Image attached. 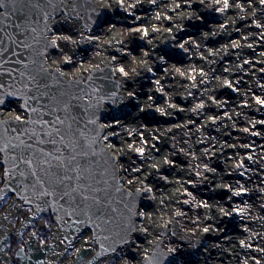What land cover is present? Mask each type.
<instances>
[{"label":"snow or ice","instance_id":"6c2138e0","mask_svg":"<svg viewBox=\"0 0 264 264\" xmlns=\"http://www.w3.org/2000/svg\"><path fill=\"white\" fill-rule=\"evenodd\" d=\"M113 14L127 40L85 69L79 50L105 42ZM177 76L198 119L174 124L191 135L167 147L177 132L152 125L187 111L167 86ZM261 141L264 0H0V264H264ZM178 156L188 167L172 178ZM237 218L236 238L205 246Z\"/></svg>","mask_w":264,"mask_h":264},{"label":"bare ground","instance_id":"6f19581e","mask_svg":"<svg viewBox=\"0 0 264 264\" xmlns=\"http://www.w3.org/2000/svg\"><path fill=\"white\" fill-rule=\"evenodd\" d=\"M113 19H114V22L117 24V25H120V21H121V17L120 16H117V15H114L113 14ZM225 22H228V21H225ZM119 23V24H118ZM213 24H215V21H213ZM113 33L105 40L106 41V44L104 45V46H101V44L98 46V49L103 53V54H101L100 53V55L99 56H94V57H89V59L88 60H86V61H84V68L85 69H92L93 68V66H94V64H99L100 65V67H104L105 65H108V64H110L111 63V55L113 54V53H115L116 52V49L117 48H119L120 47V45L119 44H117L116 43V41L117 40H127V39H123V37H120V35L119 34H117L116 32H114V31H112ZM101 37H103V35L101 34ZM217 38V37H216ZM104 39V38H103ZM135 43H137V44H140V43H142L141 41H136ZM207 43V42H206ZM109 45H111L110 47H109ZM215 47H217V45H214ZM94 48V46H92V45H84L83 46V48L82 49H80L79 51H80V53L81 52H83V51H88V50H90L91 48ZM220 46H218L217 48H219ZM221 47H222V43H221ZM117 54V56L118 57H122V53H116ZM196 57H193L192 58V61H196ZM228 59H229V57H228ZM228 59H222V60H224V61H227ZM234 59H236V58H234ZM89 61V62H88ZM85 62H88V63H85ZM190 63V61L189 60H184V62H183V64L182 65H177L178 67H181V69L183 70L184 69V67H186L188 64ZM220 63V60H219V62L216 64V65H214V66H217L218 64ZM224 66V65H223ZM221 67V64H219L218 65V67H216V68H220ZM85 74H87V73H85ZM177 80L179 81V83H177V82H175V81H171V82H169L168 83V88L169 89H171V88H175L176 89V91H177V95H175L174 97H173V102L174 103H177L178 104V102L181 104H178L179 106H178V108H180V107H182V108H186L187 109V111H185V112H179V111H174L173 112V114L175 115V116H177L178 114L180 115L179 116V120H175V121H173V122H170L169 120H168V118H161V120L162 121H167V122H163V123H161V125H163V126H161L163 129H168V128H173V125L174 124H186L187 123V121H188V117L189 116H191L192 117V119H198V117L196 116V114L195 113H192L191 111H190V109L194 106V104L197 102V101H195V100H192L191 98H189V100L188 101H186L185 100V96H186V91H185V88L184 87H182L181 85L182 84H184L185 83V80H184V78H181V77H179V76H177ZM145 83V82H144ZM187 83L188 84H190L191 83V81H187ZM147 86L148 85H146L145 84V89L147 88ZM212 86V85H211ZM214 86H215V84H214ZM224 90V89H223ZM222 89H219V88H217L216 89V92H217V94L219 93V92H221V91H223ZM194 93H196V92H194ZM197 94V93H196ZM178 101V102H177ZM182 102H184V103H182ZM235 104V103H234ZM178 117V116H177ZM170 118V117H169ZM200 123H204V121H203V119H201L200 120ZM198 125H189V127H191V128H193V130L195 129V127H197ZM173 130L174 131H176L177 132V136H176V138H175V141H171L168 145L171 147V143H174V142H176V141H179L181 138H183V139H188V137L191 135V133H186V131H184V132H182L179 128H173ZM236 135H242V134H240V133H236ZM246 139V138H245ZM221 142H223L222 141V139H221ZM181 145H179V144H177V147H180ZM197 146V145H196ZM183 147H185V145H183ZM229 152H231L232 150H228ZM241 151H243V150H241ZM180 157H182V160L184 161V162H186V164H180V167H177L175 170H174V174L171 176L172 178H179L180 177V175H181V168H184V169H186L187 167H188V161H189V158H187V157H184V156H180ZM197 161H192V163H196ZM219 162H221L222 163V165H220V163H218L217 161H215L214 162V165L213 166H216V165H219L220 166V168L222 169V170H224V169H226L227 167H228V164L225 162V160H224V157L223 156H221L220 157V161ZM182 165V166H181ZM234 178V177H233ZM251 187V186H250ZM168 190L169 191H172V192H174L175 191V188H173V187H171V186H168ZM204 190H206V194L204 195V194H202V192L204 191ZM216 193H218V195H221V193L218 191V192H216ZM201 196L202 197H204V198H207V196H209V190L205 187V186H201ZM186 210L187 211H189V214L191 215V209H187L186 208ZM220 228L222 229H226V225L225 224H222L221 226H220ZM238 232H239V229H238V231H237V233H234V235H231V237H233V238H236L237 236H238ZM213 233H211V236L210 237H213V235H212ZM218 235H219V233H217ZM217 234H215L214 235V237H216L217 236ZM209 237V238H210ZM223 239H226V238H223ZM206 242L204 241V244H205ZM227 243H228V241H227ZM226 243V244H227ZM205 246H208V247H211L212 246V244H205ZM201 253L203 254V255H205L204 253H203V249H201ZM212 255H213V257H215L216 256V249L215 248H212ZM225 259H227V258H225ZM224 259V264H234V262L233 261H230L229 259H227V261L228 262H226V260ZM212 260V259H211ZM214 261H215V259H213ZM226 262V263H225ZM59 263V261L58 260H55V258H54V264H58ZM65 264H71V262H69L68 260H66L65 261Z\"/></svg>","mask_w":264,"mask_h":264},{"label":"rangeland","instance_id":"374dc122","mask_svg":"<svg viewBox=\"0 0 264 264\" xmlns=\"http://www.w3.org/2000/svg\"><path fill=\"white\" fill-rule=\"evenodd\" d=\"M147 7V6H146ZM141 15H143V16H145L146 18L148 17V16H153L154 15V12H151V13H144V12H141L140 13ZM115 15V14H114ZM121 23H120V25H118V27L117 28H115L113 31L114 32H116L117 34H119L120 35V37H123V39H127V35H126V33H125V30H124V24L126 23L125 21H123L122 19H121V21H120ZM119 24V23H118ZM113 33V32H112ZM239 34L238 33H235V32H233V33H231L230 35H227V34H221V35H218L217 36V38L215 37L214 39H211L209 42H207V43H210L211 45H217V47L218 46H220L221 47V43H222V46L225 44V43H227L230 39H235L237 36H238ZM104 37H102V40H104L103 39ZM106 44V41L103 43V44H101V46H104ZM137 44V43H136ZM98 46L99 45H97V46H94V48L92 47L90 50H88V51H83V52H81L80 53V56L79 57H77V59L79 60L81 57H83L84 58V61H86V60H88L89 59V57H94V56H96V52L97 51H99L101 54H103L99 49H98ZM135 45H129V49H131L132 47H134ZM136 54H139V49L137 48V53ZM235 56H232V57H229V59H228V57H224L223 59H228L227 61H224V60H220V63L219 64H221V65H224L223 67H231V64H230V61H234L235 59ZM89 62V61H88ZM88 62H85V63H88ZM171 63H175V61H173V62H171ZM171 63H170V65L169 66H171ZM218 64V65H219ZM177 65H182V64H177ZM218 65L217 66H213V67H218ZM145 84L146 85H148V82L147 81H145ZM214 84H215V81L213 82V84H212V86L211 85H209V88H213L214 87ZM202 88H203V85H201L200 86V88L199 89H193L192 91L193 92H196L197 94H198V92L200 91V90H202ZM223 90V89H222ZM219 95H220V99H227L228 101H229V104L230 105H234V103H236V102H238L239 101V99H240V97H238V96H236L235 94H231L229 91H227V90H223V91H221V92H219L218 93ZM178 102V101H177ZM198 102V101H197ZM182 103H184V102H182ZM178 104H180L179 102H178ZM181 105V104H180ZM179 106V105H178ZM228 111L229 112H231L232 111V108L231 107H229V109H228ZM178 116V117H177ZM177 116H175L174 114H173V116L172 117H167L168 118V120L170 121V122H173V121H175V120H179V114L177 115ZM229 123H231V122H229ZM153 127H161V126H163V125H161V124H159V125H156V124H154V125H152ZM162 128V127H161ZM186 133H188L187 131H186ZM213 135H217L216 133H213ZM236 135V132H234L233 133V137ZM222 139V141L223 140H226V139H228V137L227 136H224V137H222L221 138ZM167 147H170L169 145H167ZM188 147V145H185V148H187ZM197 147H198V145H197ZM174 159H176L177 161H178V164L180 165V164H186V162H184L183 160H182V157H180V156H178V157H174ZM220 161V159L217 161L218 163H220V165H222V163L221 162H219ZM182 166V165H181ZM217 171L219 172V171H223L221 168H220V166L218 167V169H217ZM174 174V172L171 174V176ZM202 194H206V190H204L203 192H202ZM213 196L215 199H217V200H219L220 198H221V195H218V193H210L209 192V196ZM217 195V196H216ZM209 196H207V198L209 197ZM224 200L226 201V199L224 198ZM9 203H11V201H9ZM243 206V205H242ZM5 207H7V205L5 206ZM238 219V218H237ZM238 224H239V221L237 222H235V224L233 225V223L232 222H230V223H226L225 225H226V229H223V231H221L220 233H219V235L217 234V233H213L212 235H213V237H210L211 236V233L209 234L210 236H208V239L207 240H205V244H215V243H220V244H226L227 243V239H223V238H226V237H231V235H234V233H237L236 231H238L237 229H239V227H238ZM221 225H218V227H220ZM215 234H217V236L216 237H214V235ZM210 237V238H209ZM205 255H207V253H204ZM194 259H196V257H194ZM68 260H71V257L68 259ZM226 260V262H228L227 261V259H225ZM225 262V263H226ZM59 264V263H58ZM201 264H203V260L201 259ZM209 264H216V261H214L213 259L211 260H209Z\"/></svg>","mask_w":264,"mask_h":264},{"label":"water","instance_id":"95a60500","mask_svg":"<svg viewBox=\"0 0 264 264\" xmlns=\"http://www.w3.org/2000/svg\"><path fill=\"white\" fill-rule=\"evenodd\" d=\"M249 115L250 116H253V118H258L259 117V113H251V112H249ZM262 143H264V141H261ZM232 179H235V177L234 178H232ZM251 186V185H250ZM226 200H227V198L226 197H224ZM242 206V205H241ZM238 222L239 220L238 219H235V220H233V221H231L232 223H233V225L235 224V222ZM239 225V224H238ZM238 230V229H237ZM237 232V231H236ZM20 264H27V262L26 261H20Z\"/></svg>","mask_w":264,"mask_h":264},{"label":"flooded vegetation","instance_id":"af4514ba","mask_svg":"<svg viewBox=\"0 0 264 264\" xmlns=\"http://www.w3.org/2000/svg\"><path fill=\"white\" fill-rule=\"evenodd\" d=\"M247 139V138H246ZM258 151H259V149H258ZM9 256L11 257L12 256V252H9Z\"/></svg>","mask_w":264,"mask_h":264}]
</instances>
